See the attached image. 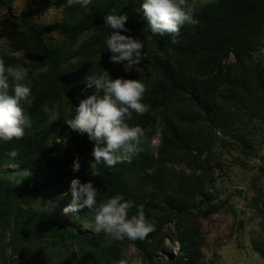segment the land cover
<instances>
[{"label": "trees", "instance_id": "trees-1", "mask_svg": "<svg viewBox=\"0 0 264 264\" xmlns=\"http://www.w3.org/2000/svg\"><path fill=\"white\" fill-rule=\"evenodd\" d=\"M13 2L0 0V7ZM41 2L38 9L13 13L0 24V37L7 39L12 51L27 52L22 57L1 52L0 59L5 65L28 68L34 97L25 106L32 127L20 139L0 142L2 257H8L10 248L24 252L25 264H133L124 250L134 245L142 254L141 264H199L181 215L192 214V207L209 215L222 205L206 192L204 174L197 171L207 170V155L217 132L253 147L242 117L264 123V58L254 59L264 49V0H207L193 6L196 23L181 27L178 43L172 42L171 35L151 33L140 10L141 0H90L86 7L68 0ZM188 2L193 5L192 0ZM51 7L63 12L54 26L36 19ZM109 12L126 13L129 31L123 34L143 43L142 74L121 70L113 78L142 79L146 86L142 102L148 106L142 115L132 111L129 121L145 130L141 150L111 168L96 164L91 156L95 142L65 123L79 100L94 91H86L82 79L101 75L99 59L112 31L104 19ZM53 29L63 36L57 44L47 39ZM38 68L47 71L33 76ZM158 129L160 141L154 149ZM12 148L19 149L15 158L7 155ZM76 157L79 171L73 168ZM177 164L183 166L181 173L171 170ZM10 165L33 170H23L18 182L5 168ZM91 165L97 175L92 174ZM74 177L93 181L101 198L123 193L136 205L143 204L155 230L143 240L106 243L102 232L89 235L69 225L59 218L65 211L57 203L71 201ZM213 183L210 180L208 187ZM257 206L264 214V201L258 199ZM135 211L133 207L129 214ZM92 213L85 208L69 214L85 223ZM173 223L177 240L167 232ZM169 238L172 243L178 241L179 251L156 262V255L167 251ZM256 249L264 255L262 243Z\"/></svg>", "mask_w": 264, "mask_h": 264}, {"label": "clouds", "instance_id": "clouds-1", "mask_svg": "<svg viewBox=\"0 0 264 264\" xmlns=\"http://www.w3.org/2000/svg\"><path fill=\"white\" fill-rule=\"evenodd\" d=\"M86 7L90 0H68ZM140 10L152 34L161 37L171 35L173 43H178L181 27L195 24L194 8L188 0H141ZM106 24L112 30L105 41V50L111 53L112 63L122 64L124 72L142 74L143 43L130 35L126 21L128 15L113 12L104 15ZM123 30V32L121 31ZM46 68H38L33 76H38ZM29 70L21 64L5 65L0 59V142L24 137L26 129L32 127V118L26 105L33 103L34 97ZM85 82L94 91L79 100L74 115L65 120L72 129L88 135L94 141L91 156L96 164L114 167L117 163L130 160L138 153L146 139L145 130L139 124H130L132 111L142 115L148 110L143 103L146 86L142 79L112 75H87ZM7 155L15 158L18 148H12ZM92 174L97 175L94 166ZM73 168L79 171V157L74 159ZM71 196L64 205L67 213L78 214L87 208L94 213V231L104 233L107 241H136L145 239L155 230V222L146 217L143 204L136 205L126 199L123 193L100 197V190L93 181L82 182L71 179ZM64 195H67L65 193ZM135 207L136 211L129 214ZM176 253V252H175Z\"/></svg>", "mask_w": 264, "mask_h": 264}, {"label": "rangeland", "instance_id": "rangeland-1", "mask_svg": "<svg viewBox=\"0 0 264 264\" xmlns=\"http://www.w3.org/2000/svg\"><path fill=\"white\" fill-rule=\"evenodd\" d=\"M206 1L192 0L194 7L201 6ZM41 4V0H14L10 7H0V24L12 18L13 13L22 15L24 12L38 9ZM62 15L63 12L59 7H51L44 13L38 14L36 19L42 24L54 26L55 23L60 22ZM60 37L63 38L56 29L47 35V39L55 44ZM1 52L20 57L27 54L24 51H12L4 37H0V54ZM110 55L109 51L104 50L100 55L98 65L101 74L114 76L123 70V66L110 62ZM263 58L264 49L254 54L255 60ZM230 60L234 61L232 54ZM85 78L82 82L85 84L86 91L87 88L90 90L92 88L93 91L94 86L89 87ZM55 117L56 113H53L52 118ZM253 123H256L255 127ZM253 123L247 117H242L241 124L251 137L253 147L244 146L232 136L224 135L219 131L214 135L216 142L212 145V152L207 155L209 159L207 170L197 171L204 174L201 176L204 187L207 188L206 192L211 193L214 202L222 205L209 215H203L193 207L190 208L192 214L181 215L184 227L187 229L186 232L193 243V256L199 264H264V255L256 249L258 242L264 246V214L257 206L258 199L264 201V123L258 120H254ZM206 135L209 133L207 132ZM159 141L160 129L157 130L152 141L154 149H157ZM182 167L177 164L171 166V170L174 173H181ZM5 168L11 169L10 178H15L18 182L21 180L23 170H33L19 165H10ZM189 171L190 169H186V173ZM212 179L214 183L208 187ZM65 204L58 202L57 206L64 207ZM93 217L94 213L85 219V223H82L76 217L63 212L59 218L75 226L81 232L91 235L98 234L94 231ZM170 226L167 232L177 240L176 226L174 223ZM171 240L169 238L166 241L167 251L156 255V262L166 261L170 252L179 251L178 241L172 243ZM4 247L0 243V264H25L22 261L23 251H14L9 248L8 257L3 258ZM124 256L133 264L142 263V254L134 245L125 248Z\"/></svg>", "mask_w": 264, "mask_h": 264}]
</instances>
